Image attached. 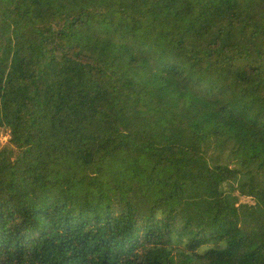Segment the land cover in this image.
<instances>
[{"label": "trees", "instance_id": "1", "mask_svg": "<svg viewBox=\"0 0 264 264\" xmlns=\"http://www.w3.org/2000/svg\"><path fill=\"white\" fill-rule=\"evenodd\" d=\"M263 68L264 0H0V264H264Z\"/></svg>", "mask_w": 264, "mask_h": 264}, {"label": "rangeland", "instance_id": "2", "mask_svg": "<svg viewBox=\"0 0 264 264\" xmlns=\"http://www.w3.org/2000/svg\"><path fill=\"white\" fill-rule=\"evenodd\" d=\"M262 71L264 72V68L262 69ZM195 160H196L197 162L201 163V164L204 165V166L207 165L206 161H205L204 159H202L201 157H199V156H196V157H195ZM232 164H233V166H234L235 169H237V170L240 169V164H239L238 161H236V160H232ZM263 242H264V239H263Z\"/></svg>", "mask_w": 264, "mask_h": 264}]
</instances>
